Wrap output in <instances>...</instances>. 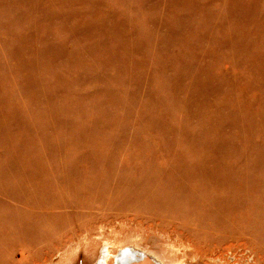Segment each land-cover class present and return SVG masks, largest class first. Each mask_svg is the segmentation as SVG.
Listing matches in <instances>:
<instances>
[{
  "label": "rangeland",
  "instance_id": "rangeland-1",
  "mask_svg": "<svg viewBox=\"0 0 264 264\" xmlns=\"http://www.w3.org/2000/svg\"><path fill=\"white\" fill-rule=\"evenodd\" d=\"M126 247L264 264V0H0V264Z\"/></svg>",
  "mask_w": 264,
  "mask_h": 264
},
{
  "label": "bare ground",
  "instance_id": "bare-ground-1",
  "mask_svg": "<svg viewBox=\"0 0 264 264\" xmlns=\"http://www.w3.org/2000/svg\"><path fill=\"white\" fill-rule=\"evenodd\" d=\"M109 254H110V251L109 250L105 251V254H102L101 255L102 263H99V264H109L110 259L107 262V258L109 256ZM113 257H115V255ZM131 258H132V255H130V254L123 255L120 258V263H117V264H127V262L128 263L129 262H132V259ZM131 264H153V262L149 259V257L147 255H145L142 260H140V261H134L133 260V262ZM159 264H163V263L160 262Z\"/></svg>",
  "mask_w": 264,
  "mask_h": 264
},
{
  "label": "water",
  "instance_id": "water-1",
  "mask_svg": "<svg viewBox=\"0 0 264 264\" xmlns=\"http://www.w3.org/2000/svg\"><path fill=\"white\" fill-rule=\"evenodd\" d=\"M127 254H130L132 255V262L133 260L134 261H140L143 259V257L145 256L144 253L142 252H139V251H136L135 249L131 248V247H126L125 249H123L122 251H120L118 253V255H116L115 257V262L113 264H117V263H120V258L123 256V255H127ZM132 262H127V264H131ZM99 263H102V260L101 258L98 260V264ZM157 264H159L157 261H156ZM154 264V263H153Z\"/></svg>",
  "mask_w": 264,
  "mask_h": 264
}]
</instances>
